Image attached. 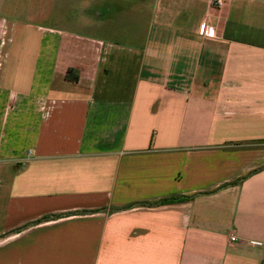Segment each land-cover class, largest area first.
Masks as SVG:
<instances>
[{
  "label": "crops",
  "instance_id": "1",
  "mask_svg": "<svg viewBox=\"0 0 264 264\" xmlns=\"http://www.w3.org/2000/svg\"><path fill=\"white\" fill-rule=\"evenodd\" d=\"M76 8L0 17V264H264V0Z\"/></svg>",
  "mask_w": 264,
  "mask_h": 264
},
{
  "label": "rangeland",
  "instance_id": "2",
  "mask_svg": "<svg viewBox=\"0 0 264 264\" xmlns=\"http://www.w3.org/2000/svg\"><path fill=\"white\" fill-rule=\"evenodd\" d=\"M0 17L3 19L26 20L30 25L44 24L43 11L52 9L53 19L76 16V7L83 3L85 6L91 0H2ZM124 1V0H121ZM40 11V12H38Z\"/></svg>",
  "mask_w": 264,
  "mask_h": 264
},
{
  "label": "built area",
  "instance_id": "3",
  "mask_svg": "<svg viewBox=\"0 0 264 264\" xmlns=\"http://www.w3.org/2000/svg\"><path fill=\"white\" fill-rule=\"evenodd\" d=\"M224 5V0H213V6L217 7V8H221ZM201 34L202 36H206V37H210L213 38L214 37V30L208 26H203L201 29ZM229 240L231 242H235L236 238L234 236L229 237Z\"/></svg>",
  "mask_w": 264,
  "mask_h": 264
},
{
  "label": "trees",
  "instance_id": "4",
  "mask_svg": "<svg viewBox=\"0 0 264 264\" xmlns=\"http://www.w3.org/2000/svg\"><path fill=\"white\" fill-rule=\"evenodd\" d=\"M77 78H74L72 80H76ZM183 198H172V199H164L157 204H166V203H173V202H181Z\"/></svg>",
  "mask_w": 264,
  "mask_h": 264
}]
</instances>
